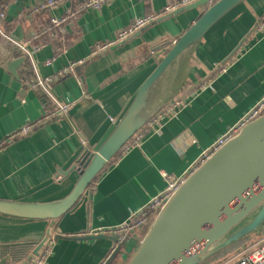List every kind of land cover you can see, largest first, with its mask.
I'll list each match as a JSON object with an SVG mask.
<instances>
[{"label":"crops","instance_id":"1","mask_svg":"<svg viewBox=\"0 0 264 264\" xmlns=\"http://www.w3.org/2000/svg\"><path fill=\"white\" fill-rule=\"evenodd\" d=\"M40 1L12 0L5 33L24 40L50 15L62 13L59 8L28 17L27 11ZM171 3L115 0L82 12L66 27L69 45L65 51L56 57L48 44L34 55V73L41 77L83 61L51 87L57 102L74 105L64 117L7 143V136L53 111L54 104L24 85L25 79L33 77L28 62L18 71L22 83L0 65V200L46 204L70 193L79 178L80 157L97 151L169 47L207 9L200 6L167 16L174 12L163 13ZM144 15L157 19L116 47L91 56L95 44L114 40L120 29ZM263 20L264 0H244L230 10L166 70L153 88L149 113L202 83L189 104L176 116L163 119L161 127L150 129L138 146L104 169L90 193L58 219L0 215V247L25 245L32 250L52 223L57 239L49 244L44 264L105 263L114 238H82L127 221L164 190L163 173L188 176L209 155L215 141L264 97V31L252 33ZM141 238L138 233L127 240L112 264H126ZM0 264L13 263L6 256Z\"/></svg>","mask_w":264,"mask_h":264},{"label":"water","instance_id":"2","mask_svg":"<svg viewBox=\"0 0 264 264\" xmlns=\"http://www.w3.org/2000/svg\"><path fill=\"white\" fill-rule=\"evenodd\" d=\"M243 1L218 0L208 5L207 0H198L167 15L207 6L189 29L169 47L97 151L85 153L78 161L79 178L70 193L62 200L46 204L0 200V215L52 221L71 210L83 194L90 193L95 178L121 147L166 105L164 103L149 113L153 88L166 70ZM5 48L0 44V65L22 83L18 71L27 63L26 57ZM244 222L242 227H237ZM235 227L238 229L233 232ZM260 229L264 231V115L244 126L236 136L213 151L188 174L154 217L126 264H202L208 257ZM103 238L106 236L82 239ZM53 239L57 237L51 223L42 238L34 243L23 264H32L40 258ZM125 246H119L104 264H112Z\"/></svg>","mask_w":264,"mask_h":264},{"label":"built area","instance_id":"3","mask_svg":"<svg viewBox=\"0 0 264 264\" xmlns=\"http://www.w3.org/2000/svg\"><path fill=\"white\" fill-rule=\"evenodd\" d=\"M11 1L12 0H0V41L2 42L0 44L4 45V43H6L10 46V48H13L11 50L26 57V61L31 67L33 77L31 79H25L24 85L32 91H38V93H41L47 101L54 104V109L53 111L44 113V115H42V117L36 122L27 123L14 133L7 136L6 139H4L5 143L12 142L17 138L28 135L32 129L36 128L40 124L51 121L52 119L64 117L74 105V102H57L51 94V87L56 80L72 74L78 65L83 64V61L70 63L52 76L41 77L37 75L34 73V55L49 44V42H45L44 39L46 38L49 41H53L56 37H61L62 45L60 48L55 49V56L57 57L66 49L63 46V37L67 34V26L72 25L82 12L87 11L88 9L98 10L103 5L109 4L115 0H43L37 2L27 11L28 17L33 18L43 11H51L59 8L62 10V13L58 16L50 15L46 23L40 25L24 40H15L7 35L3 30V25L6 21L7 9ZM196 1L198 0H172V3L165 7L163 13L168 14L178 8L187 6ZM207 2L208 5H213L216 0H207ZM156 19L157 16L153 15H144L134 18L132 23L118 31L114 40L106 43L95 44L91 50V56L98 55L109 49L111 46L125 41L154 22ZM263 31L264 20L255 25L252 33H262ZM50 62L51 60L46 61L45 64L49 65ZM201 86L202 83L196 87L188 89L185 93L166 104L143 126L141 130L135 133V135L121 147L117 155L121 157L132 147L138 146L143 136L149 132L150 129H157L161 127V121L163 119L176 116L189 104L190 99L196 94L197 89ZM262 115H264V97L215 141L212 149L209 151V155L236 136L244 126ZM81 143L86 147L85 141L82 140ZM2 144L3 143H0V148L2 147ZM209 155H207L206 158ZM163 177L166 181V187L164 190L154 198L150 199L144 207L133 212L127 221L117 227L97 231L93 234H89V236L105 235L113 237L115 242L111 249V254L115 252L119 246L125 245V242L131 237L135 238L138 233L143 237L151 224L150 218L157 215L165 203H167V201L171 198L173 193L184 182L187 176L174 177L167 173H163ZM46 250L44 254L46 253ZM44 254L40 258H37L32 264H44ZM218 264H264V236L258 241L248 245V247L235 252L233 255L227 257Z\"/></svg>","mask_w":264,"mask_h":264},{"label":"trees","instance_id":"4","mask_svg":"<svg viewBox=\"0 0 264 264\" xmlns=\"http://www.w3.org/2000/svg\"><path fill=\"white\" fill-rule=\"evenodd\" d=\"M218 0H216L217 2ZM64 47L67 49L68 48V45H69V37L68 35L66 34L64 37ZM45 42H49L50 45H52L54 47V50L57 49V48H60V46L62 45L61 44V37L58 36L56 37L53 41H49L48 39H44ZM56 52V51H55ZM167 53V52H166ZM165 53V54H166ZM56 54V53H55ZM51 111V110H50ZM49 111V112H50ZM48 113V112H47ZM87 153V152H86ZM85 153L80 157L79 161L82 160V158L84 157ZM119 158V155H116L111 161L110 163H108V165L105 167V169L111 165L112 163H114L115 161H117ZM101 174V173H100ZM99 174V175H100ZM99 175L95 178V180L99 177ZM94 180V181H95ZM93 181V182H94ZM151 222L153 221L154 219V216L151 217ZM261 232L256 234L257 232H253L251 235H248L246 237H244L243 239L239 240L238 242L232 244L231 246L227 247L226 249L220 251L219 253L213 255L212 259L215 257V258H218L217 259V262L216 264L224 259H226L227 257L233 255L235 252H233L234 250H238L240 249L241 247L243 246H246V245H250L256 241H258L264 234V231L260 229ZM255 235V236H254ZM31 251V248L30 246H25V245H17V246H14L12 248H6V247H0V261L3 260L6 256H9L10 259H11V262L13 264H17V263H20L22 260H24V258L30 253ZM134 252V251H133ZM131 257V256H130ZM214 258V259H215ZM210 259V260H212ZM209 260V261H210ZM206 262V261H205ZM113 263V262H112Z\"/></svg>","mask_w":264,"mask_h":264},{"label":"rangeland","instance_id":"5","mask_svg":"<svg viewBox=\"0 0 264 264\" xmlns=\"http://www.w3.org/2000/svg\"><path fill=\"white\" fill-rule=\"evenodd\" d=\"M247 221H248V220H247ZM245 223H246V222H244V223H242V224H239V226H237V227H242ZM237 227H235L232 231H233V232L236 231L235 229H238ZM233 232H231V234H232ZM256 232H257V233H255V235L258 234V233H260L261 231L258 230V231H256ZM251 234H252V233H251ZM251 234H250V235H251ZM261 234H262V232H261ZM255 235H254V236H255ZM263 236H264V234H263ZM263 236H262V237H263ZM238 243H239V242H238ZM246 247H248V245L241 247V248L238 249L237 251H239V250H241V249H243V248H246ZM237 251L234 250L233 252H237ZM212 257H213V256H212ZM212 257H211V256L208 257V258L206 259V262H203L202 264H216L218 258H215V257H214L215 259H214V258L212 259ZM210 259H212V260H210ZM209 260H210V261H209ZM215 261H216V262H215ZM218 263H220V261H219ZM218 263H217V264H218Z\"/></svg>","mask_w":264,"mask_h":264}]
</instances>
